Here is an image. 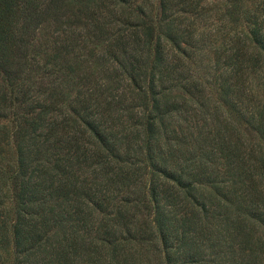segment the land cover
I'll list each match as a JSON object with an SVG mask.
<instances>
[{
	"label": "trees",
	"instance_id": "1",
	"mask_svg": "<svg viewBox=\"0 0 264 264\" xmlns=\"http://www.w3.org/2000/svg\"><path fill=\"white\" fill-rule=\"evenodd\" d=\"M11 264H264V0H0Z\"/></svg>",
	"mask_w": 264,
	"mask_h": 264
},
{
	"label": "rangeland",
	"instance_id": "2",
	"mask_svg": "<svg viewBox=\"0 0 264 264\" xmlns=\"http://www.w3.org/2000/svg\"><path fill=\"white\" fill-rule=\"evenodd\" d=\"M12 247L8 243L0 245V264H11Z\"/></svg>",
	"mask_w": 264,
	"mask_h": 264
}]
</instances>
